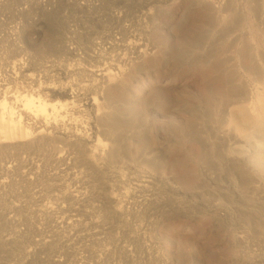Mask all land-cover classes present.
I'll return each instance as SVG.
<instances>
[{"label": "rangeland", "instance_id": "374dc122", "mask_svg": "<svg viewBox=\"0 0 264 264\" xmlns=\"http://www.w3.org/2000/svg\"><path fill=\"white\" fill-rule=\"evenodd\" d=\"M38 1L0 0V81L89 83L104 117L0 143V264H264V130L235 121L264 94V0Z\"/></svg>", "mask_w": 264, "mask_h": 264}, {"label": "bare ground", "instance_id": "6f19581e", "mask_svg": "<svg viewBox=\"0 0 264 264\" xmlns=\"http://www.w3.org/2000/svg\"><path fill=\"white\" fill-rule=\"evenodd\" d=\"M13 60L15 63L10 66L12 73L6 76L9 77V80L17 82V74L21 72V67L17 66V62L20 59H17L18 61ZM18 63L21 62L19 61ZM100 68H102L100 70H104L103 67L100 66ZM110 71L105 70L99 73L105 77L107 74L110 75ZM96 72L98 73V68ZM21 75L23 78L19 82L20 85L16 87L13 85L14 88H11L7 81H0V143H10L15 140L14 142L18 143L17 145L27 148L37 146L41 141L52 140V134H54L53 137L62 140L64 144L78 146L82 144L83 141L81 140L87 139L91 136V133L97 131V128H95L96 124L103 119L104 112L97 105V98L94 94L96 87L87 82V84L81 85L69 82L62 83L64 88L59 93L66 97L63 100L55 99L48 102L44 96L49 90L52 91L51 88H53L54 82L51 81L43 86L40 83L35 85L30 73ZM25 76L26 78L28 77L27 81ZM4 79L7 80L5 77ZM4 79L2 78V80ZM95 79L97 81V78ZM96 83L98 84V82ZM93 84L95 83L93 82ZM255 94L254 102H247L246 104H249L243 106H239V104L237 109H235L236 107L234 108L236 110L235 113L240 115L237 116L235 114L237 117L235 121L242 117L243 123L258 127V130H264L262 129L264 128V94L262 95L258 92ZM232 113L231 111V115ZM238 123L235 126L234 122V126L236 129L239 127L238 129L240 130V126L243 124ZM89 124H91L90 128L88 127ZM87 127L88 129H86ZM88 130L90 131L87 132ZM98 141L100 142V139L96 136V142ZM113 156L114 149L111 145L106 152V157L112 158ZM52 157L57 161L64 160L58 153ZM255 165L260 171L264 172L262 161H256Z\"/></svg>", "mask_w": 264, "mask_h": 264}, {"label": "built area", "instance_id": "2783aa9c", "mask_svg": "<svg viewBox=\"0 0 264 264\" xmlns=\"http://www.w3.org/2000/svg\"><path fill=\"white\" fill-rule=\"evenodd\" d=\"M65 2V0H64ZM72 3H74L75 6H79L80 8H82L83 5L85 4H89V5H98V3L94 4L93 1L91 0H71ZM59 3V0H43V1H38L35 4H39L43 9H47V10H53ZM77 6V7H78ZM115 13V10H114Z\"/></svg>", "mask_w": 264, "mask_h": 264}]
</instances>
